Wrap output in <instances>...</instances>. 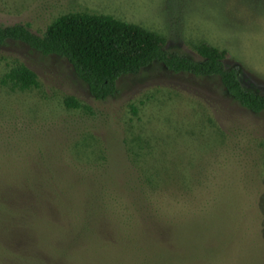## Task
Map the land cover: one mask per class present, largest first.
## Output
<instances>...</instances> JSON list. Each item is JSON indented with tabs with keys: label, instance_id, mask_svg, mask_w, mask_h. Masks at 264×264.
I'll use <instances>...</instances> for the list:
<instances>
[{
	"label": "rangeland",
	"instance_id": "374dc122",
	"mask_svg": "<svg viewBox=\"0 0 264 264\" xmlns=\"http://www.w3.org/2000/svg\"><path fill=\"white\" fill-rule=\"evenodd\" d=\"M110 14L225 49L264 94V0H0V25ZM38 87L11 90L13 62ZM95 99L64 57L0 45V264H264V112L153 63ZM80 103L67 107L66 97Z\"/></svg>",
	"mask_w": 264,
	"mask_h": 264
},
{
	"label": "trees",
	"instance_id": "16d2710c",
	"mask_svg": "<svg viewBox=\"0 0 264 264\" xmlns=\"http://www.w3.org/2000/svg\"><path fill=\"white\" fill-rule=\"evenodd\" d=\"M19 41L43 55L55 54L71 64L75 74L86 83L98 100L117 92V80L135 74L153 63H161L174 73L198 77H217L226 93L253 113L264 112V94L246 88L237 67H227L228 52L206 41L192 43L199 60L166 49V38L139 24L118 19L110 14L85 11L67 12L55 18L42 34L33 33L28 25H0V45ZM1 83L11 90L38 87L34 71L18 61L4 74ZM67 107L80 103L66 97Z\"/></svg>",
	"mask_w": 264,
	"mask_h": 264
}]
</instances>
